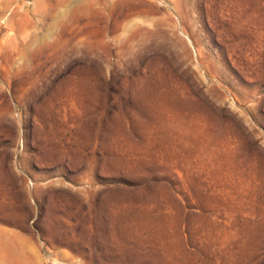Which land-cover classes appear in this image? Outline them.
<instances>
[{"label":"rangeland","instance_id":"obj_1","mask_svg":"<svg viewBox=\"0 0 264 264\" xmlns=\"http://www.w3.org/2000/svg\"><path fill=\"white\" fill-rule=\"evenodd\" d=\"M0 264H264V0H0Z\"/></svg>","mask_w":264,"mask_h":264}]
</instances>
